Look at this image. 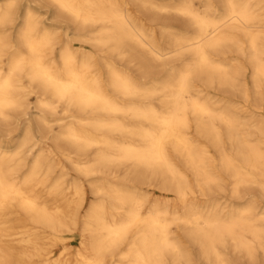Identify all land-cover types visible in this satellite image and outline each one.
I'll return each instance as SVG.
<instances>
[{"label":"bare ground","instance_id":"obj_1","mask_svg":"<svg viewBox=\"0 0 264 264\" xmlns=\"http://www.w3.org/2000/svg\"><path fill=\"white\" fill-rule=\"evenodd\" d=\"M200 1L0 0V264L264 260V0Z\"/></svg>","mask_w":264,"mask_h":264},{"label":"rangeland","instance_id":"obj_2","mask_svg":"<svg viewBox=\"0 0 264 264\" xmlns=\"http://www.w3.org/2000/svg\"><path fill=\"white\" fill-rule=\"evenodd\" d=\"M174 1H177V0H174ZM199 5L201 4V1L200 0H197V2ZM47 9L43 8L42 11L44 12V15L42 17V20L47 22L48 24H51V23H58L59 25H61V27L63 28V30H68V34H72V28L70 27V23L65 21V19H60V18H55L54 16H52V14H49V13H45ZM169 19L174 23L175 27L178 28V29H182V30H189L191 31V27H188L187 23L181 19L180 16L176 15V14H169L168 15ZM158 20H160V22H162V20H165V16L164 14H161V15H158ZM188 27V28H186ZM218 92V91H216ZM224 93V92H223ZM229 97L233 98V96L231 94H227ZM235 99H240L241 97H234ZM249 118V117H248ZM251 121V120H250ZM157 185V184H156ZM252 190L256 191L257 189L255 187H252L251 188ZM154 192L156 193L153 197H159V198H163L162 196H164L165 193H162L161 190L159 188H154L153 189ZM75 236L73 237V241H69L70 244L72 245H80V240H79V234H80V231L78 230L77 232H75ZM62 244H60L59 246H57L58 248H61ZM192 248V251H193V254H194V257L195 259L197 260V262L199 264H208L206 262L205 259H202L199 254H198V249L195 245H192L191 246ZM75 250H73L74 252ZM259 260L257 262H252L250 261L246 256H244L242 253L240 254H237V253H233L232 252V257H234L239 264H264V260H263V256L261 253H259Z\"/></svg>","mask_w":264,"mask_h":264}]
</instances>
